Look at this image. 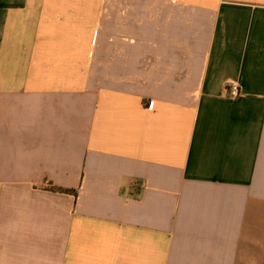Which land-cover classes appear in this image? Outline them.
Wrapping results in <instances>:
<instances>
[{"label": "crops", "instance_id": "obj_1", "mask_svg": "<svg viewBox=\"0 0 264 264\" xmlns=\"http://www.w3.org/2000/svg\"><path fill=\"white\" fill-rule=\"evenodd\" d=\"M0 264H264V0H0Z\"/></svg>", "mask_w": 264, "mask_h": 264}, {"label": "built area", "instance_id": "obj_2", "mask_svg": "<svg viewBox=\"0 0 264 264\" xmlns=\"http://www.w3.org/2000/svg\"><path fill=\"white\" fill-rule=\"evenodd\" d=\"M227 92L228 95L234 99L239 98L241 96V88L238 84H230L227 87Z\"/></svg>", "mask_w": 264, "mask_h": 264}, {"label": "trees", "instance_id": "obj_3", "mask_svg": "<svg viewBox=\"0 0 264 264\" xmlns=\"http://www.w3.org/2000/svg\"><path fill=\"white\" fill-rule=\"evenodd\" d=\"M62 192H64V193H73L72 191H66V190H64Z\"/></svg>", "mask_w": 264, "mask_h": 264}]
</instances>
